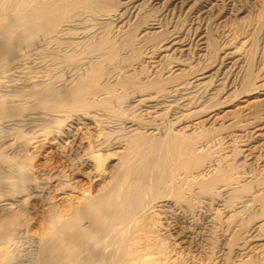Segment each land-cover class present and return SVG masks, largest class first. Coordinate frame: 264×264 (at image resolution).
I'll use <instances>...</instances> for the list:
<instances>
[{
    "label": "bare ground",
    "instance_id": "6f19581e",
    "mask_svg": "<svg viewBox=\"0 0 264 264\" xmlns=\"http://www.w3.org/2000/svg\"><path fill=\"white\" fill-rule=\"evenodd\" d=\"M138 1L0 0L1 135L9 130L0 145V254L14 249L10 264H264V80L249 75L221 99L223 88L212 87L243 67L249 40L228 42L214 72L186 77L195 66L181 57L192 40L173 33L152 63L180 58L137 80L106 27L117 22L118 35ZM149 25L142 38L163 29ZM198 37L202 55L214 56L210 35ZM137 38L129 33L126 45ZM253 107L263 110L251 117ZM129 110L147 119L117 117ZM224 115L239 128L206 135ZM23 128L31 135L20 160L7 151ZM246 132L256 141H242L240 163L227 148Z\"/></svg>",
    "mask_w": 264,
    "mask_h": 264
},
{
    "label": "rangeland",
    "instance_id": "374dc122",
    "mask_svg": "<svg viewBox=\"0 0 264 264\" xmlns=\"http://www.w3.org/2000/svg\"><path fill=\"white\" fill-rule=\"evenodd\" d=\"M213 2H214V6L213 5L212 6L214 8L212 7L213 10L211 9L210 10L211 12L206 14V13H203L201 11L202 6L210 4V3L213 4ZM137 4H141L137 8V11H135V14L138 12V14H136L137 17L135 16L134 18H132V21H130L131 23L130 22L126 23L127 25L121 28V29L125 30L124 31L125 34H123V32H121V29L119 30L121 32V34H120V32L118 35L115 34L116 28L114 29V27H115V24L117 22L116 23L113 22V24H110V26L108 25L106 27L107 32L110 31L111 36H113V37L117 36L116 38L114 37L116 40V43L121 40L119 42V44L117 43V46L119 45L118 46L119 47V51H118L119 52L118 53L119 58L120 57L122 59L124 58V60L127 59L124 61L125 67L126 68L129 67L130 68L129 70L132 69V73L134 72L132 76H135V79L142 80V79L148 77L154 70H159L160 73L167 72V70H168L167 68H169V65L170 66L173 65L177 61V58H180L179 57L180 55L175 56L173 54L169 57H164L160 62H157L158 63V64L156 63L157 66L152 63L155 60H159V58H157V56L160 54L161 51H160L158 46L163 42V40L165 38H167L169 35L178 32L181 35L187 36L188 38H190L192 40V46L188 52L189 54L187 53L188 54L187 57L186 56L181 57V59H186V61L188 62L189 65L193 64L195 66V68H193V70L192 69L190 70L191 72H187L186 77H188L190 73H192L196 70H197L196 73H199V71L200 72H206V71L208 72V70H209V72L210 71L214 72L216 69H218L220 66V63H219L220 59L219 58L222 54V51H224L225 48L226 49L228 48L227 45L228 46L230 45V43H231L230 41L232 39H233V41H232L233 44L231 43L230 47L240 46L241 45L240 43L242 41H245L246 38L250 41V42L248 41L247 45L243 46L241 48V50L239 51V53L243 54V62H242L243 67L239 68V69H235V67H234V69H233V67L231 69H227L228 70L227 71L228 80L225 81V83L222 84L220 87L218 85H216V84H219L216 82L212 85V87H217L220 89L223 88L222 89L223 91L221 92L222 94H221V96H219L220 99L222 98V96L224 94H226L228 92V90L231 87H233V88L230 92L234 91V89L238 87L236 82L239 83L241 80H243V78L245 80L246 78H248L249 75H250L249 77L252 78V81L255 84L260 83L261 78H262V80H264L263 79L264 78V75H263L264 74V0H195V1L194 0H177L175 2H173V1L168 2L167 1V2H164V3L162 2L159 4H158V2H153L151 0H139L136 3V5ZM139 8H141V9H139ZM134 10L135 9H132V11H134ZM197 13H199V14H197ZM152 22H159L163 26V29L160 30L161 32L158 31L159 33H156L155 35L142 38V35L140 36V32L143 29H145L146 27H148L149 23L151 24ZM131 28H132V30H131ZM189 28H191V29H189ZM199 32L200 33L204 32V34H206L207 36L210 35L209 39L211 40V42L213 44L212 49L215 46V48L212 51L213 52L212 54L214 56L210 55V57H209V56L202 55L200 42H198V40H199L198 36L200 35ZM129 33H131L132 37H135V38L138 37V38H137V40L136 39L134 40L132 45L128 46V45H126V42H127L126 38H127ZM125 36H126V38H125ZM236 36H239V37H236ZM121 37H123V39ZM250 37H251V39H250ZM228 42H230V43H228ZM120 44L121 45L123 44V45L121 46ZM134 46H135V48H134ZM126 48H128V51H126ZM121 49H123L124 51H122ZM246 52H247V54H246ZM195 53H196V55H195ZM203 54H204V52H203ZM123 55L126 56L127 58H125ZM216 55H217V57H216ZM172 62H173V64H172ZM223 67H224V65L222 66V68ZM251 67H252V69H251ZM201 68H203V69H201ZM118 69L121 70L122 68L120 67ZM133 70H135V71H133ZM224 70H226V69H224ZM229 70H230V72H229ZM243 72H244V74H243ZM246 73H247V75H246ZM67 77H68V75L66 74L62 77V79H66ZM233 81H234V84L232 83ZM231 84H233V86ZM227 96H228V94L225 95V97H227ZM252 96H259V93H256ZM215 100L217 101V99H215ZM239 102L240 101L235 102L234 104L237 105V104H239ZM234 104L231 106H234ZM263 108L259 109V108L253 107V109L251 111V115H249V116L252 117L253 113L256 115L259 114V111L260 110L262 111ZM223 109L224 108H221L217 112L222 111ZM263 113H264V110H263ZM223 114L224 113H222L221 115H223ZM132 115H133V118L135 117L136 119H138V118L139 119H141V118L147 119L146 116L143 115V117H144L143 118V117H141L142 114H138V112L134 113L133 110L126 111L125 115H123V116L121 115L120 117L118 115L117 117L119 119H122V118L128 119V118L132 117ZM249 116H248V118H249ZM234 120L236 121V118H234V117L231 118V117H227L226 115H224L223 117L217 119L216 122H214L213 125H211L210 127L208 125L207 128L208 127L209 128L206 129V131H204V132L205 133L207 132L206 135L211 134V136H220V135L228 134L230 132L235 131L237 129L236 127H238V126L235 127L236 124H233V123H235ZM232 124H233V126H232ZM4 130H6V129H4ZM24 130L25 129L23 128V130L20 131L21 133L19 132L18 134L22 135V133H24V135H26V136H24L25 138L23 137V139H20L19 143L15 145L14 150L11 149L10 151H7V154L14 155V153H15L16 155L18 154L19 157L21 156L20 160H23V158H25V155L27 154L28 147H25V146H27L25 144H26V141L28 140V138L30 139V135H31V134H26L28 132V130H25V131ZM15 131L18 132L17 130H15ZM3 132H5V133H3ZM3 132H2V134H4V135H1V132H0V138H1V136H2V138H4L3 136L7 135L6 133L9 134V130L3 131ZM143 132H145V131H143ZM250 133L251 132H246L245 135L243 136L244 138L238 137L237 140H236V137L233 138L236 141H233L230 143V145H228L227 151L230 150V151H232V153L234 152L235 154L233 153V155H234L235 159L238 158L237 160H239L240 163L247 162V159L243 158L244 152L242 151L243 148L241 146L243 143L242 141L247 140L246 142L253 143V144L256 141V138L254 137V135H252L253 133H251V134ZM27 135H29V136H27ZM2 138L0 140H2ZM25 139H27V140L25 141ZM226 140L224 142L227 145V144H229V142L231 140H229V141H228V139H226ZM3 143H4V140L0 141V145ZM21 144H23V146ZM19 146H22V149ZM24 151H26V152H24ZM259 151L260 152L262 151L261 153H264V146L259 147L257 152H259ZM238 153H240V154H238ZM241 155H242V157H241ZM110 156L112 158L117 157L116 154L112 153V152H111ZM31 157H34V155ZM28 159L31 160L32 158H30V156H28ZM241 159L243 162L241 161ZM8 175L12 176L11 174H8ZM36 214L39 215L40 213H38V212L34 213L35 216H36Z\"/></svg>",
    "mask_w": 264,
    "mask_h": 264
},
{
    "label": "clouds",
    "instance_id": "9594fccd",
    "mask_svg": "<svg viewBox=\"0 0 264 264\" xmlns=\"http://www.w3.org/2000/svg\"><path fill=\"white\" fill-rule=\"evenodd\" d=\"M14 249L5 248L3 249L2 254H0V264H10V261L13 256Z\"/></svg>",
    "mask_w": 264,
    "mask_h": 264
}]
</instances>
